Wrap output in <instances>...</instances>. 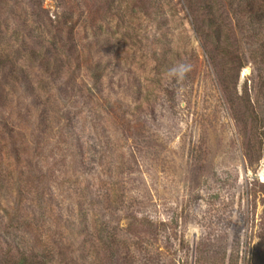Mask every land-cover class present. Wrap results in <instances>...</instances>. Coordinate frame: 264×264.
I'll return each instance as SVG.
<instances>
[{"label":"rangeland","instance_id":"rangeland-1","mask_svg":"<svg viewBox=\"0 0 264 264\" xmlns=\"http://www.w3.org/2000/svg\"><path fill=\"white\" fill-rule=\"evenodd\" d=\"M242 1L0 0V264H264V18Z\"/></svg>","mask_w":264,"mask_h":264},{"label":"trees","instance_id":"trees-1","mask_svg":"<svg viewBox=\"0 0 264 264\" xmlns=\"http://www.w3.org/2000/svg\"><path fill=\"white\" fill-rule=\"evenodd\" d=\"M241 8L244 10L243 13L247 17L251 18H258L261 17L262 19L264 18V0H243L241 4ZM238 6V5H237ZM209 10H212L211 6L208 7ZM210 19L207 22L206 29H203L202 23L199 25L197 20L192 21V24L194 28L196 29L197 33L203 38L202 44H203V49L206 53V55H209L210 61L213 60V57L215 56V51L217 52L218 47H216V41L218 42L220 40L219 34L221 32L219 25L215 24V18L213 15V12L211 13ZM214 30L215 34V40L213 43L210 41V35L211 31ZM208 29H212L209 30ZM213 34V35H214ZM209 36V37H208ZM256 45L258 46L259 50L257 51V58L261 60L262 63H264V24H262L258 29L255 30L254 33ZM214 48V50L211 49ZM47 54H50L49 51H46ZM214 55V56H213ZM52 68V67H51ZM60 69V68H59ZM221 82L225 84V76L224 79H221ZM35 256L32 254H22L19 256L17 264H36L35 263Z\"/></svg>","mask_w":264,"mask_h":264},{"label":"clouds","instance_id":"clouds-1","mask_svg":"<svg viewBox=\"0 0 264 264\" xmlns=\"http://www.w3.org/2000/svg\"><path fill=\"white\" fill-rule=\"evenodd\" d=\"M191 71V65L184 62H177L168 67L163 73L164 77L168 80L175 79L177 81H183L188 72Z\"/></svg>","mask_w":264,"mask_h":264}]
</instances>
